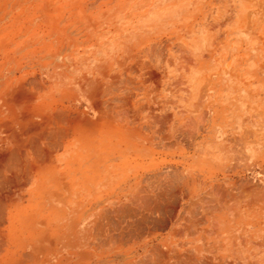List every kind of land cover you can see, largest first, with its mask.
Here are the masks:
<instances>
[{
    "label": "rangeland",
    "instance_id": "374dc122",
    "mask_svg": "<svg viewBox=\"0 0 264 264\" xmlns=\"http://www.w3.org/2000/svg\"><path fill=\"white\" fill-rule=\"evenodd\" d=\"M69 93L87 100L97 125L106 115L114 125L108 147L95 152L110 155L98 160L104 178L82 198L103 209L97 254L112 251L116 243L102 241L117 235L132 247L157 234L168 264L170 249L184 255L199 236L210 251L200 263L264 262V0H0V102L33 106L44 98L72 113L60 97ZM33 115L24 126L43 120ZM116 125L137 129L125 134ZM159 182L185 190L160 193ZM192 183L194 193L186 189ZM141 194L159 198L160 210L150 211V200L140 215L131 198ZM211 215L216 226L203 221ZM229 241L252 253L217 258Z\"/></svg>",
    "mask_w": 264,
    "mask_h": 264
},
{
    "label": "bare ground",
    "instance_id": "6f19581e",
    "mask_svg": "<svg viewBox=\"0 0 264 264\" xmlns=\"http://www.w3.org/2000/svg\"><path fill=\"white\" fill-rule=\"evenodd\" d=\"M75 96L70 93L60 95L62 103L65 102L68 106L75 107V111L72 113L51 108L49 100L44 98L36 100L37 105L33 106L15 105L12 107L7 106L4 100L0 102L2 110V116H0V264H93L95 261L100 264L101 262H104L103 264L109 262L118 264V260L113 256L108 257L107 254L96 253L97 229L101 230V228H97V224L102 222H96L99 203L91 200L87 204H83L82 199L84 195L93 192L99 183L101 184V179L104 178L103 174L96 173L99 167L98 160L102 157L104 160H109L110 155L103 150H100L99 153L95 152H98V148L108 147V142L104 140H109L108 133L111 129L114 130V125H111L108 115L105 116V119L102 118L103 120L98 121L99 125H97V121L93 122L91 115L88 116L86 113L85 103L87 100ZM203 112L200 114V118L204 123L203 116L206 112ZM31 115H33L32 117L40 116L43 120L38 121L35 125L24 126V123L29 121L28 116ZM54 116L56 120H54ZM153 116L155 119L161 118V116ZM57 118L60 123L57 122ZM21 119L24 120V123ZM105 121L108 124L110 122L111 126L107 125ZM191 121L193 120L191 119ZM134 127L116 125L115 130L118 129L128 134L136 131L137 127ZM203 129L204 125L201 130ZM98 133H100L99 137ZM245 153H249V151ZM184 170L183 168L182 172ZM153 177L161 179V175L158 174H154ZM163 182L157 183V190L160 193L172 188L177 189L178 192L185 190L181 185L174 186L171 182ZM198 187L199 185L192 183V186L186 189L194 193ZM142 191L144 190H136V192ZM150 200L153 204L150 211L158 212L160 210L159 198L146 194L131 198L132 205H139L137 207L141 211L140 215H143L142 211H148L147 205H150ZM107 204H110L108 200L101 203V205ZM233 206H225L224 209L231 212L234 209ZM119 207L122 209L121 205ZM125 207L129 209V206ZM213 208L217 209L214 206ZM106 211L107 209H105ZM116 213L119 216V212ZM120 213L124 214L122 210ZM161 213L163 212L161 211ZM129 215L131 214L129 213ZM132 215L137 216V213ZM221 218L225 222L232 221L231 219L225 220L223 216ZM143 220L146 221V219ZM136 221L140 220L136 219ZM203 221L214 223L213 226H216L217 217L211 215L205 217ZM104 222L106 223V221ZM147 222L150 223L149 220ZM107 231L109 230L107 229ZM100 233L103 234V232ZM200 239L199 236H194L191 244L187 245V253L184 255H181V250L170 249L171 254L168 259L174 258V262L168 264H211L209 260L198 262L200 259L210 257H193V253L200 257L207 249L205 247L207 245H204ZM229 242L228 244L225 242V245L219 247L216 257L220 256L217 258L233 254L234 258L237 255L243 260L252 253L245 249L248 253L241 254L239 252L241 249L233 241ZM100 243L102 244V242ZM121 255V251L114 253L115 257ZM161 255L163 258L166 256ZM183 256L188 258L187 261L182 259Z\"/></svg>",
    "mask_w": 264,
    "mask_h": 264
},
{
    "label": "crops",
    "instance_id": "0c3cea01",
    "mask_svg": "<svg viewBox=\"0 0 264 264\" xmlns=\"http://www.w3.org/2000/svg\"><path fill=\"white\" fill-rule=\"evenodd\" d=\"M1 111L2 110L0 109V116H2ZM98 210H103V209L99 208ZM160 226H161V219L159 218L157 220V224L155 221L154 227L159 228ZM163 238H164L163 236L157 235V234L146 235L145 237H143L142 240H138L137 242L133 241L134 243H137V245L132 246V247L130 246V237L129 236L127 238L123 237V236L121 238H119L117 236L111 241L106 240L105 243H104V241H102V242L104 244H106V242H109V241L111 242V244L116 243V245L115 244L111 245L110 250H112V251H110L109 253L106 252L104 254H107L108 257L113 256L117 260L120 258L117 256L115 257L114 253L122 250L121 247H123V245H122L123 242L128 246L126 250L121 251V254H122L120 256L121 260H122L121 264H162L161 260L163 258V255H161V254H163V246H162V243L164 241ZM122 240H124V241H122ZM120 242H121V246L118 245V243H120ZM172 242H173V240H172ZM209 252L210 251L206 249L200 257L196 256V253L195 254L193 253V257L195 256V258H208V257H210ZM169 255H167V256H169ZM132 260H137V261L135 263H133L134 261H132Z\"/></svg>",
    "mask_w": 264,
    "mask_h": 264
}]
</instances>
